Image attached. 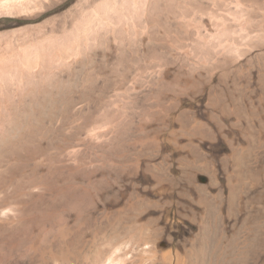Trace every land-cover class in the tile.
I'll use <instances>...</instances> for the list:
<instances>
[{"label":"rangeland","instance_id":"rangeland-1","mask_svg":"<svg viewBox=\"0 0 264 264\" xmlns=\"http://www.w3.org/2000/svg\"><path fill=\"white\" fill-rule=\"evenodd\" d=\"M16 1L0 49L65 89L9 171L0 264H264V0Z\"/></svg>","mask_w":264,"mask_h":264},{"label":"bare ground","instance_id":"bare-ground-1","mask_svg":"<svg viewBox=\"0 0 264 264\" xmlns=\"http://www.w3.org/2000/svg\"><path fill=\"white\" fill-rule=\"evenodd\" d=\"M23 1L18 2V0H17L16 1L17 4H15V3H12V4L8 3L6 5L4 4L6 7L8 5L6 11L9 14H16V13H20V11L24 12V11L29 10L31 8V7H29V5L33 6L34 4H39V3L44 4L45 3V0L44 1L38 0L39 2H36L37 0L36 1L35 0H28L27 1L28 4H25V2H23ZM31 1H34L35 3L31 2ZM13 2H14V0H13ZM125 5H126V3H125ZM1 7H3V6H1ZM128 9H129V7H128ZM116 10H117V8H116ZM116 10L115 11L113 10V12H116L115 13L116 15L114 17H111V19L109 18L110 20H108L107 22L104 21V22H106V24L108 26L111 25L112 23H113V25H116V26H122L123 24H125V22H127V21H125L126 18L129 17L126 14L127 11L125 13L124 12L125 10L124 11L122 9H119V11H116ZM24 14H25V12H24ZM130 16H131V14H130ZM104 19H107V17ZM100 20H102V19H100ZM146 22H148V21H146ZM97 23H99V22H97ZM89 24H90V22H89ZM99 26H101V25H99ZM108 26H106V28ZM95 27H97V25ZM88 28H90V27H88ZM108 29H109V27H108ZM30 30H31V27H30ZM22 44H25V43H22ZM78 47H79V44H78ZM39 50L40 49H34V51H33L30 48L29 49L28 48L27 49H23V48L22 49H0V220L1 219L2 220L8 219V218H10L9 216L12 213H14L15 211H21L22 210L21 200H20V197L22 196V194H19V193L10 194L7 192L8 188L12 186L13 181L15 179L13 176L14 172L12 171L9 173V171L15 165V160H16L17 156H19L25 150V143L28 141L27 140L28 139L27 134H29L32 131H35L37 129V131L39 132V138L38 139L39 140L43 139V136L45 133L42 129V126H43L42 122L44 119L42 118V111L40 110L42 108H40V107L44 106L46 104V101H48L49 104H51L53 111H51V114L48 115V117H49L48 123L50 125L54 124L59 119H61V114L56 113V111H58V106L56 105V102H57V97L59 95H61V93L65 89V86H64V84L62 85V83L59 80H56L55 77H54V79L52 77L49 78L48 76L50 74L49 75L45 74V72H44L45 70L43 71L44 68L41 67L42 65L44 66V64H41V63H43L42 61L44 59L42 61H41V59L43 56L46 55V53H45V55L42 56L41 55L42 53L40 54ZM58 50L60 52L57 50L56 51L59 53H56L54 51L55 54H52L50 56H52L51 61L54 62V64L56 62H57V64H60L61 68H62V65L67 66L64 64H68V66H69L70 62L73 60V58H75L74 56L78 55V53L80 51V49H63V50L58 49ZM49 51H50V49H49ZM46 52H47V50H46ZM39 55H41V56H39ZM34 56H36L37 59H38V56L41 57V59L39 61V62H41L40 63L41 66H40V64H38L39 62H37L33 59ZM47 56L49 57L48 54H47ZM43 58H45V57H43ZM71 63H73V61ZM54 64L52 63V66ZM54 67H56V64ZM46 73H51V71L46 72ZM52 75H54V73L53 74L51 73L50 76H52ZM28 99H29V102H27ZM99 120H100V118H99ZM94 127H95V125H94ZM97 128H98V126H97ZM37 131H36V134L38 133ZM93 136H92V138H93ZM35 138L37 139V137H35ZM32 139H33V137H32ZM29 140H30V138H29ZM33 140H35V139H33ZM33 143H35V142H33ZM40 145H42V144H40ZM33 146H32V148H33ZM29 148H31V147H29ZM21 156H25V155L21 154ZM30 187L31 186L28 185L27 189L31 190ZM12 216H13V214H12Z\"/></svg>","mask_w":264,"mask_h":264}]
</instances>
